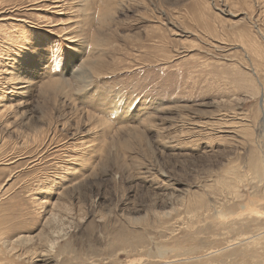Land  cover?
Segmentation results:
<instances>
[{
    "label": "rangeland",
    "instance_id": "1",
    "mask_svg": "<svg viewBox=\"0 0 264 264\" xmlns=\"http://www.w3.org/2000/svg\"><path fill=\"white\" fill-rule=\"evenodd\" d=\"M0 264H264V0H0Z\"/></svg>",
    "mask_w": 264,
    "mask_h": 264
},
{
    "label": "bare ground",
    "instance_id": "2",
    "mask_svg": "<svg viewBox=\"0 0 264 264\" xmlns=\"http://www.w3.org/2000/svg\"><path fill=\"white\" fill-rule=\"evenodd\" d=\"M21 244L18 243V246H20Z\"/></svg>",
    "mask_w": 264,
    "mask_h": 264
}]
</instances>
